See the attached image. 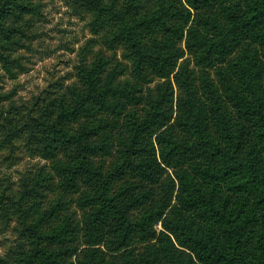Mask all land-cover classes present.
<instances>
[{
  "label": "trees",
  "instance_id": "1",
  "mask_svg": "<svg viewBox=\"0 0 264 264\" xmlns=\"http://www.w3.org/2000/svg\"><path fill=\"white\" fill-rule=\"evenodd\" d=\"M68 1L93 38L19 102L42 5L0 0V264H264V0Z\"/></svg>",
  "mask_w": 264,
  "mask_h": 264
},
{
  "label": "rangeland",
  "instance_id": "2",
  "mask_svg": "<svg viewBox=\"0 0 264 264\" xmlns=\"http://www.w3.org/2000/svg\"><path fill=\"white\" fill-rule=\"evenodd\" d=\"M39 2L42 17L33 29L32 49L24 53L28 71L16 80L5 78L2 83L4 92L16 94L19 102L29 100L50 83L70 76L82 48L93 38L87 21L75 15L68 0ZM37 163L24 158L12 167L0 164V173L17 182L22 173ZM13 238V225L0 226V254H4Z\"/></svg>",
  "mask_w": 264,
  "mask_h": 264
}]
</instances>
